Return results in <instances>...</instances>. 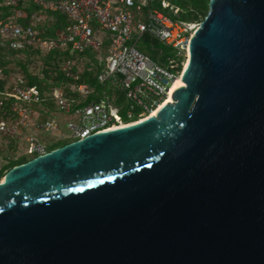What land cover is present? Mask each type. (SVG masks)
Here are the masks:
<instances>
[{
    "label": "water",
    "instance_id": "1",
    "mask_svg": "<svg viewBox=\"0 0 264 264\" xmlns=\"http://www.w3.org/2000/svg\"><path fill=\"white\" fill-rule=\"evenodd\" d=\"M181 79L6 173L0 264H264V0H210Z\"/></svg>",
    "mask_w": 264,
    "mask_h": 264
},
{
    "label": "built area",
    "instance_id": "2",
    "mask_svg": "<svg viewBox=\"0 0 264 264\" xmlns=\"http://www.w3.org/2000/svg\"><path fill=\"white\" fill-rule=\"evenodd\" d=\"M1 1L3 6L15 8L7 16L0 14L2 46L20 53L40 51L42 56L54 51H70L71 55L62 62V71L73 81L66 86L69 94L64 85L48 92L38 85H29L22 71H11L10 90L0 92V135L25 140L32 157L50 152L54 143L45 140L47 137L55 139L56 135L58 142L71 143L151 116L165 102L173 81L181 75L189 43L200 26L198 22L174 19L154 8L156 0ZM21 3L37 7L29 15L28 23L22 21L26 13L25 8H19ZM160 5L178 17L179 8L164 0ZM51 14L66 18V26L55 38L44 37L40 32ZM156 40L171 48L172 55L156 49L159 56L167 57L168 67L152 61L139 45ZM86 53L96 55L102 67L98 83L124 93L129 104L127 120H120L123 107L116 104L115 94L104 92L96 100L88 101L94 89L76 83L79 61L83 60L79 55ZM21 55L18 57L22 58ZM42 116L46 118L42 120ZM62 116L65 121H61ZM64 123L68 134L61 131Z\"/></svg>",
    "mask_w": 264,
    "mask_h": 264
},
{
    "label": "trees",
    "instance_id": "3",
    "mask_svg": "<svg viewBox=\"0 0 264 264\" xmlns=\"http://www.w3.org/2000/svg\"><path fill=\"white\" fill-rule=\"evenodd\" d=\"M174 5L180 9L178 17H173L174 19H182L185 21L190 22H202L209 12V3L210 0H173ZM2 1L0 0V14L3 16H7L8 14L14 13L15 8L13 7H5L2 4ZM19 8H25L24 11L26 13V17L22 20L24 23H28L29 21V15L37 10V7L33 6L32 4H23L21 3ZM54 22L48 23L49 20L42 26L40 29V32L42 36L49 37V38H55L57 37V33L62 31L64 27L66 26V18L61 14H51L49 15V19L58 16ZM61 18H64L62 20ZM18 54H27V55H39L42 57V54L40 51H32V50H26L17 52L14 50L9 49L7 46H2L0 44V70L2 72V76L0 78V92L10 90L12 86V82L10 81V72L13 71L10 68L12 61V58L19 62L20 67L23 68V76L27 80L29 85H38L42 91L48 92L50 89L45 84L44 80L40 78L39 75L30 74L27 68V65L23 63L22 59H18ZM70 51L62 52V51H54L47 56H44V63L46 65V69L44 67L43 71L46 75V77L49 76V74L53 71H56V78L55 80L58 82L56 83L57 86H61L63 83H66V85L72 83L70 79H68L64 72L62 71V62L65 58L70 57ZM73 57H77L76 55ZM80 60L79 65L84 62V59H86L85 68L83 71L80 72L79 68V79L76 81L77 84L85 83L90 85L94 89V93L90 95L88 98V101L96 100L98 96L102 95L104 92H107L110 95L115 94L117 96L116 104L120 107H123V110L121 112V118L120 120H127L126 112L129 109V104L125 102V96L124 93L118 91L117 89L113 88L110 85H102L98 83L97 75L101 71L102 67L99 65L98 59L96 55L86 53L79 55ZM26 61V60H24ZM48 66L53 67L52 71H49ZM46 80V79H45ZM66 87V86H65ZM66 93L69 94V90L66 87ZM111 90V92H110ZM54 106L52 107V109ZM8 110V107L5 108ZM141 109L137 110V113H139ZM69 142L59 141L49 147V150L52 151L56 148L62 147ZM35 158V157H32ZM31 158V159H32ZM30 159V160H31ZM29 160L23 159H17L16 161H12L9 163L4 169H0V182H2L5 178L6 173L12 169L15 166H18L20 164H23Z\"/></svg>",
    "mask_w": 264,
    "mask_h": 264
},
{
    "label": "rangeland",
    "instance_id": "4",
    "mask_svg": "<svg viewBox=\"0 0 264 264\" xmlns=\"http://www.w3.org/2000/svg\"><path fill=\"white\" fill-rule=\"evenodd\" d=\"M166 2H168L170 4V6H174V2L173 0H164ZM161 0H156V2H154L152 4V6L162 12H164L165 14L169 15L170 17H175L173 16L172 12L168 9H162L161 8ZM179 14V12H178ZM59 18L58 16H54L52 18L49 19L48 23L54 22V20L56 18ZM62 20H64V18H61ZM201 23V22H198ZM139 45L142 47L143 52L150 57V59L154 62H156L157 64H161L164 67H168V61H167V57L165 55H161L159 56V52L156 49H164L166 50L168 53L167 55H172L171 48L166 47L162 41L160 40H156L155 42H150V41H146V42H142L139 43ZM154 46V47H153ZM174 56V55H173ZM22 58L18 57L17 60L22 59L20 61H22L23 63H25L27 65L28 71L30 74H34V75H39L40 78L42 80H44L45 84L47 85V87L50 89L49 91H51L53 88L56 87V83H58L55 78H56V71H52L53 67L48 66L49 71H52L48 77H46L43 69L45 67L46 69V65L44 63V56H39V55H27V54H23L21 55ZM182 59H184L182 57ZM26 60V61H24ZM12 63L10 65V68L13 71H22L23 72V68L20 67V64L18 61L14 60L12 58ZM86 61V59H84V62ZM82 63L79 65L80 68V72L84 70L85 68V63ZM46 79V80H45ZM69 86L66 85V83H63L62 86ZM63 86V87H64ZM111 92V90H110ZM54 110V109H53ZM57 115V114H56ZM46 117L42 116L41 119L44 120ZM61 121H65V117L62 116ZM61 131L65 134H68V130L66 127V124H62L61 125ZM57 136L55 135V139H52L51 136L45 138V140H47L50 143H57L58 142V138H56ZM28 146L27 143L25 142V140L21 139V140H16V139H11L8 137H4L2 135H0V169H4L9 163H11L12 161H16L17 159H23L25 158L26 160H30L32 158L31 155L28 154ZM33 159V158H32Z\"/></svg>",
    "mask_w": 264,
    "mask_h": 264
},
{
    "label": "bare ground",
    "instance_id": "5",
    "mask_svg": "<svg viewBox=\"0 0 264 264\" xmlns=\"http://www.w3.org/2000/svg\"><path fill=\"white\" fill-rule=\"evenodd\" d=\"M190 43H191V41H190ZM190 43H189V47H188V56H187V58H186V60H185V63H184V65H183V68H182V72H181V75L179 76V77H177L174 81H173V84L171 85V87H170V89H169V91H168V95H167V97H166V99H165V102H163V103H161V105L151 114V116L152 117H154V116H156V114H157V112L161 109V107L162 106H164L165 104H167V103H173L174 102V99L173 98H171V94H172V91H173V89L175 88V86H176V84H178V83H180V82H182L183 84H185V87L187 86L186 85V83L183 81V79H181L182 78V76H183V74H184V72H185V70H186V68H187V66H188V64H189V62H190ZM172 102H171V101ZM150 117V116H149Z\"/></svg>",
    "mask_w": 264,
    "mask_h": 264
}]
</instances>
